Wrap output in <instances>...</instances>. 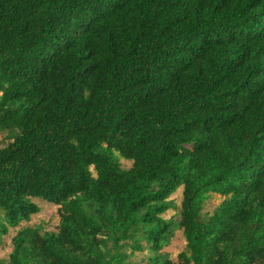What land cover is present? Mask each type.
Here are the masks:
<instances>
[{"label":"trees","instance_id":"trees-1","mask_svg":"<svg viewBox=\"0 0 264 264\" xmlns=\"http://www.w3.org/2000/svg\"><path fill=\"white\" fill-rule=\"evenodd\" d=\"M0 134V264H264V0H0Z\"/></svg>","mask_w":264,"mask_h":264},{"label":"rangeland","instance_id":"rangeland-1","mask_svg":"<svg viewBox=\"0 0 264 264\" xmlns=\"http://www.w3.org/2000/svg\"><path fill=\"white\" fill-rule=\"evenodd\" d=\"M1 137V134H0ZM121 165L125 168H128L131 164L130 161L125 160L123 158H119ZM181 188H178L176 192L171 196V198L175 201L176 205H179V201L181 198ZM222 200V196L218 194H212L209 199L206 200L204 204L205 212H211L213 209L219 204ZM40 206V211L37 214L31 216V219L28 222H22L20 226L25 225H34L39 222L44 223V227L46 230H53L55 229L56 225L58 224V213L57 209L58 206L54 205L50 202L44 201L40 198L33 199ZM173 214V210H168L164 215L170 216ZM16 228H11L9 230L8 235L3 237V243L0 244V258H7L8 253L11 251V242L10 237L14 234ZM185 240L181 231L177 230L171 239L169 245L164 247L163 251L168 253L172 260L176 259V255L184 248Z\"/></svg>","mask_w":264,"mask_h":264}]
</instances>
